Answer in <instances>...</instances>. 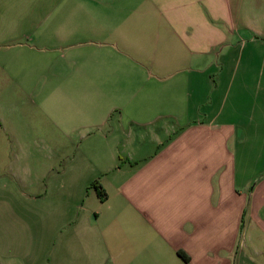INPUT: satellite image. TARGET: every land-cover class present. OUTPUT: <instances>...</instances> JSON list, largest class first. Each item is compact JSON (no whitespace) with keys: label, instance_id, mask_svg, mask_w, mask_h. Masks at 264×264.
Instances as JSON below:
<instances>
[{"label":"crops","instance_id":"1","mask_svg":"<svg viewBox=\"0 0 264 264\" xmlns=\"http://www.w3.org/2000/svg\"><path fill=\"white\" fill-rule=\"evenodd\" d=\"M28 5L30 47L105 105L74 143L106 197L80 203L63 163L36 176L45 264H264V0Z\"/></svg>","mask_w":264,"mask_h":264},{"label":"rangeland","instance_id":"2","mask_svg":"<svg viewBox=\"0 0 264 264\" xmlns=\"http://www.w3.org/2000/svg\"><path fill=\"white\" fill-rule=\"evenodd\" d=\"M28 12V0H0V190L19 189L11 196L9 211L0 209V264L49 261L53 247L47 251L41 244L46 238H56L50 234L53 231L40 234L39 214L45 207L33 198L40 192L36 176L53 171L52 167L60 171L63 163V170L79 179L74 197L82 190L80 203L87 204L91 198L87 193L95 192V179L86 186L93 175L86 162L77 160L81 141H74L87 130L86 111L105 109L103 102L91 99L86 81L55 79L54 61L61 52L30 47L28 39L38 30L39 21L30 19ZM13 162L21 183L4 174L6 164ZM20 191H28V198L18 196ZM72 198L62 196L52 202L53 207L65 208V200ZM3 199L0 196V201Z\"/></svg>","mask_w":264,"mask_h":264},{"label":"trees","instance_id":"3","mask_svg":"<svg viewBox=\"0 0 264 264\" xmlns=\"http://www.w3.org/2000/svg\"><path fill=\"white\" fill-rule=\"evenodd\" d=\"M93 186L95 187V189H96V191H97L98 196L100 197V199L103 200L106 197V194L104 193V191L101 189V187H98L97 182L94 183Z\"/></svg>","mask_w":264,"mask_h":264}]
</instances>
